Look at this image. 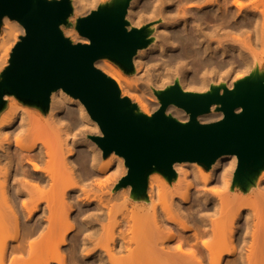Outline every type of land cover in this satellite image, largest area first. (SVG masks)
<instances>
[{
	"label": "bare ground",
	"instance_id": "1",
	"mask_svg": "<svg viewBox=\"0 0 264 264\" xmlns=\"http://www.w3.org/2000/svg\"><path fill=\"white\" fill-rule=\"evenodd\" d=\"M100 1L104 0H72V16ZM262 1L147 0L141 13L135 10L141 0H131L127 14L131 26H140L146 13L164 19L172 5L178 8L179 17L155 24L154 42L133 58L139 69L157 59L150 55L154 50L164 57L153 62L156 73L146 80L149 89H164L179 78L185 90H203L209 88L212 73L216 80L223 74L235 78L239 69L245 75L254 72L260 64L258 44L264 48ZM2 27L0 70L8 65L18 34L25 32L22 24L7 16ZM67 33L73 40L89 42L76 30ZM239 34L247 35L246 41ZM96 66L102 67L99 60ZM102 69L142 112L151 115L160 107V102L154 109L148 107V88L134 87L121 74ZM12 95L4 96L7 107L0 116V264H264V168L242 187L233 182L237 156L225 154L210 168L198 162H175L173 181L148 177L142 202L133 198L136 192L130 186L122 192L94 195L90 190L105 185L93 179L94 168L102 174L113 163L116 172L125 174L127 169L122 156L113 152L105 158L87 137L91 134L83 132L90 128L101 134L84 103L59 88L52 92L49 112L43 116ZM215 109L214 105L200 120L221 118L223 113ZM167 113L189 118L174 104ZM218 174L227 193L209 187ZM195 181L206 190L189 204ZM41 245L46 251L37 258Z\"/></svg>",
	"mask_w": 264,
	"mask_h": 264
},
{
	"label": "water",
	"instance_id": "2",
	"mask_svg": "<svg viewBox=\"0 0 264 264\" xmlns=\"http://www.w3.org/2000/svg\"><path fill=\"white\" fill-rule=\"evenodd\" d=\"M130 1L110 0L77 17L74 26L89 39L85 43L74 42L63 30L71 24L72 0H0V29L6 16L25 29L0 72V114L7 107L6 94L47 114L52 92L62 88L80 99L98 123L101 134L91 138L103 156L114 152L124 158L128 170L116 189L130 185L142 198L150 174L173 181L175 162L210 168L225 154L237 156L233 182L245 187L264 168V70L257 68L232 87L213 84L206 91L185 90L177 79L155 90L160 102L156 111L142 112L122 95L116 80L96 66V61L108 59L133 73L134 56L154 40L151 23L130 25ZM172 104L189 118L167 113ZM214 105L223 116L201 121Z\"/></svg>",
	"mask_w": 264,
	"mask_h": 264
},
{
	"label": "rangeland",
	"instance_id": "3",
	"mask_svg": "<svg viewBox=\"0 0 264 264\" xmlns=\"http://www.w3.org/2000/svg\"><path fill=\"white\" fill-rule=\"evenodd\" d=\"M106 1H110V0H106ZM106 1L104 0V1H100L99 2V4L98 5H100L101 3H106ZM147 0H141V2L142 3H139L137 6H136V8H135V10L137 9H139L137 12H143V11H141L142 10V8H143V5L145 4V2H146ZM258 2H261V1H258ZM262 2H264V1H262ZM261 5H263L262 3H260ZM98 5H96L95 7H86V8H84V9H81L80 11H79V13H77V15H76V18L75 17H73L72 15L70 16V19H69V21L71 22V24L70 25H68V26H63V30H64V33H65V35L66 36H68V37H70L71 39H72V34H70V33H67V31H71V32H74L76 29H75V26H74V24H75V22H76V19H77V17H80V16H84V15H86V14H88L90 11H92L93 9H96L97 7H98ZM140 5V6H139ZM138 6H139V8H138ZM186 6H189V5H186ZM264 6V5H263ZM74 7V6H73ZM261 7V6H260ZM177 8V5H172L171 7H170V9H171V13L170 14H172V15H168V17L167 18H164V19H158L157 17L155 18V17H153V16H150V14L148 13H146V16L143 18V20L141 19V25L140 26H143V25H145V24H148V23H151V26H152V28L154 27V25L155 24H160V23H164V22H166V21H171L172 22V20L175 18V19H177L178 17H179V15H175V14H177V12L176 11H178V8ZM262 8V7H261ZM264 8V7H263ZM74 10H75V8H74ZM194 11H197V10H194ZM175 17H174V16ZM173 16V17H172ZM178 16V17H177ZM172 17V18H171ZM153 18V19H152ZM144 21V22H143ZM140 26H137V27H140ZM154 30V32H153V34H152V36H153V38H154V35H155V30L156 29H153ZM76 32L78 33V35H80L79 34V32L76 30ZM0 33H4L3 32V27L1 26V29H0ZM19 33V32H18ZM233 35H236V34H233ZM238 35V34H237ZM240 35V34H239ZM20 36H21V33H19L18 34V40L20 39ZM81 36V35H80ZM242 35H240V36H237V37H240L241 38V40L243 39V41L245 40L246 41V39H247V35H243V37H241ZM223 38V37H222ZM225 38H227V39H229L228 37H225ZM225 38H224V41H225ZM239 38V39H240ZM246 38V39H245ZM17 40V41H18ZM73 40V39H72ZM231 39H229V40H227L228 42L230 41ZM74 42H78V40H73ZM152 42H154V40L152 41ZM152 42L150 43V45L152 44ZM226 42V41H225ZM237 42V41H236ZM236 42H234L233 40H231L230 41V43H233L234 45H240V42L238 43H236ZM236 45V46H237ZM260 46V48L259 49H257V51L259 52V53H261L260 55V64H259V66L257 67L260 71H263L264 70V51H263V46L261 45V44H258V47ZM255 47H257V46H255ZM263 51V52H262ZM160 51H155L154 50V52L152 51V52H150V55H152L153 57H156L157 56V59L156 58H154V60L153 61H151L150 63H149V65L150 66H146V68H144L142 65H141V67L138 69L137 67H136V65H135V68H136V71H134L133 73H130V74H128V73H126L124 70H122L117 64H115L114 62H112V61H110V60H108V59H100L99 61H100V63L102 64V67H100L99 66V68H107V69H111L112 71H114V72H116V73H119V74H121V76H122V78L125 80V81H128V82H130L131 84H132V86H137L138 88H142V87H145L147 90L146 91H148L147 93H146V96H147V102L149 103V105L150 106H148L149 108H155V103L156 102H159V99L157 98V95L155 94V92H153L151 89H149L150 87H149V84H148V81H146L147 79H148V76L150 75V74H152V73H156V69H155V66L153 65V62H154V64H156V63H160L161 61H163V59H164V57L159 53ZM152 53V54H151ZM155 53V55H153ZM157 54V55H156ZM159 55V56H158ZM161 55V56H160ZM155 60H157V61H155ZM165 60V59H164ZM145 69V70H144ZM3 70V69H2ZM2 70H0V72L2 71ZM103 70V69H102ZM149 72H148V71ZM155 71V72H154ZM239 71H240V73H239ZM138 72H139V74H138ZM141 72V73H140ZM193 72H194V70H193ZM238 73L239 74H237V73H235L234 74V76H235V78L233 77V76H231V77H229V76H227V74H223L222 75V77L221 78H219V79H216L215 80V78H216V76H214L215 74L214 73H212V74H210V75H208V78H209V80H210V85H213V84H229V83H232V84H234V82L235 81H237L238 79H240V78H242V77H244V76H246L245 75V73H246V71H244L243 69H239L238 70ZM136 74H138V76L136 75ZM143 74V75H142ZM214 74V75H213ZM147 76V77H146ZM210 76V77H209ZM144 77V78H143ZM232 78V79H231ZM177 79H179V78H177ZM174 81H175V79H174ZM174 81H169L168 83H167V85H166V87L167 86H169V85H171V84H173L174 83ZM218 81V82H217ZM147 82V83H146ZM210 85H209V87H210ZM164 88V87H163ZM209 88H207V89H203V90H197V89H195V90H191V91H206V90H208ZM151 90V91H150ZM156 90V89H155ZM154 90V91H155ZM153 95H152V94ZM9 95H11V94H9ZM13 96V95H12ZM16 98V97H15ZM149 98V99H148ZM131 100H132V98H131ZM155 100V101H154ZM133 101V100H132ZM21 102V101H20ZM134 102V101H133ZM154 103V104H153ZM23 104V103H22ZM24 106H26V107H28V108H30V109H32V110H34L35 112H37V113H39V112H41L42 113V115L43 116H47V114L45 115L42 111H40L38 108H35V107H31V106H29V104H23ZM49 108H50V106H49ZM4 112V111H3ZM2 112V113H3ZM185 112V111H184ZM215 113L216 112H219V111H214ZM1 113V114H2ZM186 113V112H185ZM1 114H0V116H1ZM169 114H172V113H169ZM187 114V113H186ZM173 115V114H172ZM45 120V119H44ZM214 120H217V119H214ZM214 120H211V121H214ZM74 131H77V132H80V130H78L77 128L75 129L74 128ZM83 132H85V133H89V134H91V135H96V133H95V130H93V129H90V128H86V129H84V131ZM91 135H89V136H87V137H90L91 138ZM80 136H82L81 134L80 135H78V137L77 138H79ZM79 148V150H84L85 151V147H81V146H79L78 147ZM84 148V149H83ZM100 148V147H99ZM90 154H91V152L89 151V150H87ZM111 155V154H110ZM109 155V156H110ZM91 156H92V154H91ZM108 156V157H109ZM108 157H105V158H108ZM100 164V163H99ZM123 167L124 168H126L127 170H128V168H127V166L125 165V160H124V165H123ZM92 170H93V168H92ZM96 171V168H94V170L92 171V173H93V179H99V180H102V181H105V185L101 188V189H99V187H98V189H97V186H95V188L93 189V190H90V193L91 194H93V193H95L94 195H97V194H101V195H108V193H110V192H122L123 190H124V188H127V187H129V186H127V187H122V188H119V189H116V184H115V180L117 179V178H119V180L126 174H123L122 173V171L123 170H120L119 172H116V167H115V163H113L111 166H110V168L108 169V171H107V173L105 174H102V173H98L97 171ZM221 172V171H220ZM219 172V173H220ZM122 173V174H121ZM155 175H157V176H160L163 180H168L165 176H163V175H161L160 173H153V174H150V176L149 177H151V176H155ZM92 176H91V178H92ZM108 177H111L110 178V180H107V178ZM93 179H91V180H93ZM119 180L116 182V183H118L119 182ZM115 184V185H114ZM209 187H212V189H215V190H218L220 193H227L228 192V189L226 188V187H223V185H222V183H221V180H219V174H218V176H217V180H216V182H214V183H212L211 185H209ZM130 188H131V186H130ZM78 189V188H77ZM206 190V188L205 187H203L202 185H200V183L199 182H197V181H195L193 184H192V188H191V191H190V193H191V197H190V203L189 204H194V201H195V199H196V196H197V194L200 192V191H205ZM237 192H240V190L238 189L237 190ZM74 193H76V192H74ZM81 193V192H80ZM210 192L208 191V194H209ZM76 194H79V192L78 193H76ZM136 194V193H135ZM135 194H133V198H137L138 199V201H144L145 200V196H146V194L142 197V198H138V197H136L135 196ZM82 198V197H81ZM131 199H133L132 197H130ZM134 200V199H133ZM209 205H211L210 203H209ZM196 212V211H195ZM102 213V212H101ZM195 214H197V212L195 213ZM195 214H192L193 216H194V218L195 219H197V220H199V216L197 215H195ZM41 216V215H40ZM198 217V218H197ZM106 222V221H105ZM191 234V233H190ZM64 250H65V248H64ZM45 251H46V248L45 247H43L42 245L36 250V252H35V257L36 256H38L37 258H39V257H41V256H43L44 255V253H45ZM67 254V253H66Z\"/></svg>",
	"mask_w": 264,
	"mask_h": 264
}]
</instances>
